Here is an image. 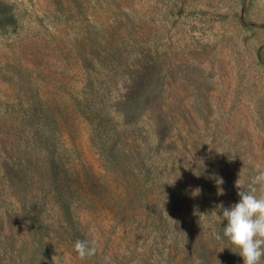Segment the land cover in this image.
I'll list each match as a JSON object with an SVG mask.
<instances>
[{
    "label": "rangeland",
    "instance_id": "374dc122",
    "mask_svg": "<svg viewBox=\"0 0 264 264\" xmlns=\"http://www.w3.org/2000/svg\"><path fill=\"white\" fill-rule=\"evenodd\" d=\"M257 170L264 0H0V264H243Z\"/></svg>",
    "mask_w": 264,
    "mask_h": 264
},
{
    "label": "clouds",
    "instance_id": "9594fccd",
    "mask_svg": "<svg viewBox=\"0 0 264 264\" xmlns=\"http://www.w3.org/2000/svg\"><path fill=\"white\" fill-rule=\"evenodd\" d=\"M259 186V194L257 187ZM239 201L230 207L222 208L223 235L239 249L243 264H260L264 257V170H257L246 190L243 183L236 181ZM199 189L194 193L198 194ZM220 194H223L222 191ZM220 238L219 233L216 234ZM73 250L81 259L95 253L94 246L87 240L74 241ZM196 264H202L197 260Z\"/></svg>",
    "mask_w": 264,
    "mask_h": 264
}]
</instances>
